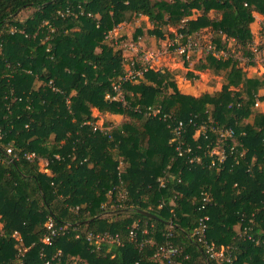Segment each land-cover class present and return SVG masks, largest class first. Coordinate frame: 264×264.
Returning <instances> with one entry per match:
<instances>
[{"label": "trees", "instance_id": "16d2710c", "mask_svg": "<svg viewBox=\"0 0 264 264\" xmlns=\"http://www.w3.org/2000/svg\"><path fill=\"white\" fill-rule=\"evenodd\" d=\"M254 12L264 27V0H0V263L44 264L60 251L57 264H161L152 254L170 232L188 264H229L189 236L202 221L206 241L228 246L232 264H264V112L256 106L264 78L245 76L232 53H208L193 68L225 72L220 89L187 94L168 69L153 68L122 82L124 103L106 98L125 73L108 37L117 24L144 15L158 37L164 25L209 28L217 51L232 40L251 57ZM92 108L124 120L94 129ZM179 120L184 131L172 140ZM202 124L205 135L196 136ZM7 147L17 159L8 160ZM213 147L225 160L210 155ZM48 218L67 225L51 244L42 242ZM88 231L118 234L121 244L97 247ZM141 240L149 242L139 248Z\"/></svg>", "mask_w": 264, "mask_h": 264}, {"label": "built area", "instance_id": "2783aa9c", "mask_svg": "<svg viewBox=\"0 0 264 264\" xmlns=\"http://www.w3.org/2000/svg\"><path fill=\"white\" fill-rule=\"evenodd\" d=\"M122 22L117 24L111 31L112 32H117V29L120 28ZM110 31V33H111ZM262 32V39H263V44H261V48H258L259 46H253L251 47L253 55L247 56L245 58V61L247 62H255V63H263L264 64V27L261 28ZM109 33L108 37L113 38L115 43H118L117 37L116 36H111ZM202 34L203 31L198 30L194 33H184L181 31H177L175 29V32L173 33V36L170 37L169 40L166 41L165 47L163 50H155V49H143L142 52H139V59L137 57L132 56V57H127L125 53H122L123 58H124V64L127 62V67H124L125 73L119 77L118 81L114 82L112 85V92L106 94V98L109 100H118L122 101L123 103L125 102L124 100V95L122 93V82L124 81H130V82H136L140 78L143 77L145 72H147L149 69H158L160 66H158V59L160 56L163 54H167L170 52L171 49H173V52L178 55L182 60L184 64H193L199 61L203 55H206L208 53H212L215 57L219 56H224L226 57L228 55V52H222L223 50L217 51L215 48L214 43L212 42V39L204 40L202 39ZM124 49L132 52L138 51V45L136 41H127L123 44ZM123 51V50H122ZM137 54V55H138ZM194 54H200L197 58L193 57ZM196 59V60H195ZM192 66V67H193ZM150 113L156 114L159 112L158 109H153L151 107H148L147 109ZM189 122L192 120L189 119ZM184 123L182 120H179L178 122L174 123L172 126L173 130V138L172 140H177L181 133L184 131ZM94 129H99L100 131L107 132L110 129V126L104 125V122L99 124L96 123L94 124ZM213 131L217 132L218 128H212ZM198 133H202L205 135L206 131V126L202 124L201 126L199 125L198 127ZM232 135L231 130H220L219 131V137H229ZM176 149L179 150L180 146L176 145ZM6 154L8 156V160L11 161L13 159H17L18 155L16 152L13 151L11 147L6 148ZM216 154L219 158L220 161L225 160L226 153L224 149H216V147H213L210 150V155ZM28 158L33 157V153L27 154ZM199 159V158H197ZM44 161V165L42 168H40L41 171H46L47 169L45 168L47 162ZM161 185L163 184L160 182ZM77 208V207H75ZM204 219H207V217H204ZM137 223H134L131 230L129 231L128 234V239L131 242H136L137 240ZM45 226L49 229V233H47L43 239L42 242L45 244H51L52 240L58 236V235H63L67 232V225L64 226H59L56 227L54 226L53 220L51 218H48L47 221L45 222ZM247 231V227L244 228V232ZM143 232H146L143 230ZM171 233H167V237H170ZM14 239L17 241V249H18V254L21 255L22 251L24 250L23 244H22V239L20 234L15 231L14 234ZM189 236L192 238H196L198 241L202 242L205 245V254L212 259L216 260H223L225 262H228L229 264H232L233 259L235 258L234 255H231L229 247L221 245L219 248H217L214 243H209L205 239V223L202 221L199 223V225L194 228L190 233ZM75 237H79V233L75 234ZM166 239L161 242L160 244H157L155 246V250L152 254V257L156 260H159L161 264H188L186 262L188 260V255H184L181 257L180 252L176 246L173 245L172 241L170 239ZM248 239H251V236L248 235ZM85 239L91 243H94L99 247V244L101 243H107V244H121L120 238L118 234L111 233L108 231H99V232H91L88 231L85 234ZM149 242L148 240H141L138 243L139 248H141L145 243ZM60 251L55 253L51 259H45L44 264H57L61 262L60 258ZM1 264V263H0ZM69 264H77L76 261H71ZM137 264V262L135 263Z\"/></svg>", "mask_w": 264, "mask_h": 264}, {"label": "rangeland", "instance_id": "374dc122", "mask_svg": "<svg viewBox=\"0 0 264 264\" xmlns=\"http://www.w3.org/2000/svg\"><path fill=\"white\" fill-rule=\"evenodd\" d=\"M31 12V10H25L24 12H21L19 16H17L18 19H24L28 14ZM198 12H195L192 16L197 15ZM213 15V12L212 14ZM262 20L259 19V21L255 22L250 26L252 29L255 39L251 46H259L258 48H261V44H263L262 39ZM251 25V24H250ZM137 27H141L142 33L139 34L136 38L134 37V32L137 29ZM153 27L152 23L148 20L147 16L141 15L139 17H133L131 20H127L125 22H122L119 29H117V32L111 31V36H116L118 43L116 44L117 48H121L123 51L122 53H125L127 57L135 56L137 59H139V52H142L143 49H155V50H163L166 46L165 43L167 40L170 39L169 32L174 33L175 28L169 25H164L162 27L163 35L161 37L152 35L148 33V30ZM203 31L202 39L208 40L212 39V34L210 32L209 28H203L201 29ZM127 41H136L138 45V51L132 52L124 49L123 44ZM250 46V47H251ZM227 48L228 53L234 54V58L237 60L236 66L239 67L242 71V73L245 76H248L249 74H255L260 75L264 73V64L263 63H255L253 61L247 62L245 61L246 56L242 55L240 51L236 49V46L234 45L232 40H228L227 42ZM222 52H225L224 50ZM226 53V52H225ZM138 54V55H137ZM201 56L200 54H194L193 57L196 58ZM204 56V55H203ZM202 56V58H203ZM196 60V59H195ZM195 64V63H194ZM158 66L160 68H166L172 73V77L177 81L179 89L187 94L192 95H199L201 93L205 92H213L214 90L220 89L222 84L225 82V72H219L215 73L210 69H204V70H196L192 66L193 64H184L183 60L176 55L173 52V49L170 50L169 53L163 54L158 59ZM124 67H127V62H125ZM188 72L194 73L192 77L188 76ZM231 88L233 86H230ZM264 92V91H263ZM259 100H256V103ZM260 102V101H259ZM263 102V101H262ZM93 109V108H92ZM91 109V110H92ZM96 112V111H95ZM99 112V113H98ZM95 115L98 117L96 123H103L104 121H112V124H120L124 117L120 114H110L106 111H98ZM108 113L110 115H108ZM93 114V113H92ZM196 136L199 135L198 131L196 132ZM218 149V147H216ZM44 165V161H39V168H42ZM112 213H106L104 216L107 217H113L111 215Z\"/></svg>", "mask_w": 264, "mask_h": 264}, {"label": "crops", "instance_id": "0c3cea01", "mask_svg": "<svg viewBox=\"0 0 264 264\" xmlns=\"http://www.w3.org/2000/svg\"><path fill=\"white\" fill-rule=\"evenodd\" d=\"M254 21H253V23H255V22H257V21H259V19H263V16L261 15V14H259V13H257V12H254ZM253 23H251V25L250 26H252V24ZM251 31H252V29H251ZM252 34H253V41H254V39H255V35H254V33H253V31H252ZM253 75H255V74H249L248 76H253ZM258 76H260V75H258ZM261 76L264 78V73H262L261 74ZM179 88V87H178ZM264 87H262V88H260L259 89V91H258V94L259 95H264ZM200 95V94H199ZM196 96V95H195ZM256 106L258 107V109L259 110H261V111H263L264 112V102H262V101H258L257 103H256ZM96 111V112H95ZM99 110L97 109V108H93L92 109V113H93V115H95L97 112H98ZM99 113V112H98ZM108 115H110L109 113H108ZM96 116V115H95ZM1 224V223H0Z\"/></svg>", "mask_w": 264, "mask_h": 264}, {"label": "water", "instance_id": "95a60500", "mask_svg": "<svg viewBox=\"0 0 264 264\" xmlns=\"http://www.w3.org/2000/svg\"><path fill=\"white\" fill-rule=\"evenodd\" d=\"M140 212H141V213H144V214H147V215H152L150 212L145 211V210H140ZM168 223H170V222H168Z\"/></svg>", "mask_w": 264, "mask_h": 264}]
</instances>
